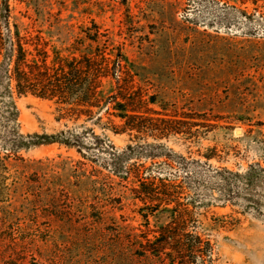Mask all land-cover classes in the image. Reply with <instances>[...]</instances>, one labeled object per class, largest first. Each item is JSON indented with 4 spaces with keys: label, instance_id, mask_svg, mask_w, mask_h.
<instances>
[{
    "label": "rangeland",
    "instance_id": "rangeland-1",
    "mask_svg": "<svg viewBox=\"0 0 264 264\" xmlns=\"http://www.w3.org/2000/svg\"><path fill=\"white\" fill-rule=\"evenodd\" d=\"M8 1L21 26L60 24L72 44L97 26L156 103L115 133L106 117L64 120L13 94L20 134L57 138L23 150L0 86V264H264V206L239 201L231 175L253 166L264 204V0ZM112 147L129 156L124 176L152 182L174 215L155 204L150 224L141 219L134 175L114 174Z\"/></svg>",
    "mask_w": 264,
    "mask_h": 264
},
{
    "label": "trees",
    "instance_id": "trees-1",
    "mask_svg": "<svg viewBox=\"0 0 264 264\" xmlns=\"http://www.w3.org/2000/svg\"><path fill=\"white\" fill-rule=\"evenodd\" d=\"M122 1L126 3L127 0ZM28 19L34 24L21 26L9 1L0 0V86L6 94L2 103L3 117L10 127L9 135L18 148L24 150L31 146L53 144L57 142V138L20 134L18 109L13 94L19 98L32 96L53 104L60 119L64 120L86 122L98 118L102 121L106 117L115 127V133L125 132L127 129L135 130L138 121L155 114L152 109L139 108L143 104L148 103L149 106L156 102L154 96L146 100L147 95L138 87L135 65L121 48L114 51V48L110 49L107 41L103 42L106 36L100 33L97 26H94V30L86 38H75L72 44L71 28L66 30L60 24L50 22L49 28L43 30L37 26L39 19L31 16ZM62 33L68 41L61 39ZM85 39L90 43L84 44ZM55 42L60 43V46ZM95 138L99 140L97 136ZM113 151L112 147L111 165L114 174L123 175L122 179H129L130 175H134V199L144 206L138 210V215L150 224L149 214L144 213L146 207L148 210V207L155 204H169L163 198L154 196V185L139 173L127 172L124 176L123 160L129 156L125 151ZM231 175L237 189V199L261 210L264 204L253 198L259 183V172L250 166L242 173ZM166 209L172 211L173 215L177 211L171 205ZM141 235L145 240L141 242L142 247L151 245L150 230ZM158 240V247L168 241L165 235Z\"/></svg>",
    "mask_w": 264,
    "mask_h": 264
},
{
    "label": "water",
    "instance_id": "water-1",
    "mask_svg": "<svg viewBox=\"0 0 264 264\" xmlns=\"http://www.w3.org/2000/svg\"><path fill=\"white\" fill-rule=\"evenodd\" d=\"M239 134H241V131H238Z\"/></svg>",
    "mask_w": 264,
    "mask_h": 264
}]
</instances>
